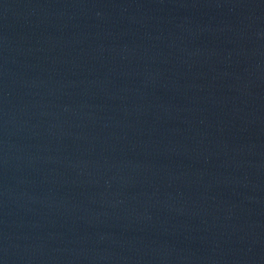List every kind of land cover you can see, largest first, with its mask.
<instances>
[{"label":"water","instance_id":"1","mask_svg":"<svg viewBox=\"0 0 264 264\" xmlns=\"http://www.w3.org/2000/svg\"><path fill=\"white\" fill-rule=\"evenodd\" d=\"M0 264H264V0H0Z\"/></svg>","mask_w":264,"mask_h":264}]
</instances>
